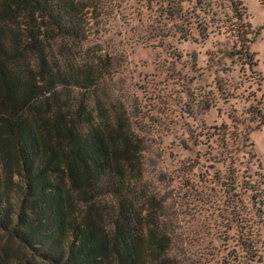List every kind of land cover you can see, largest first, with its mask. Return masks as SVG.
<instances>
[{
  "label": "trees",
  "instance_id": "trees-1",
  "mask_svg": "<svg viewBox=\"0 0 264 264\" xmlns=\"http://www.w3.org/2000/svg\"><path fill=\"white\" fill-rule=\"evenodd\" d=\"M153 1L170 19L181 12L182 0ZM193 3L198 35L227 30L229 48L215 53L237 58L254 77L249 43L264 22L253 27L241 0ZM116 7V0H0V231L20 246L24 264H183L173 246V201L144 177L147 131L106 93L112 56L94 50L83 59L68 50L101 33ZM263 107L248 110L252 127L262 123ZM209 128L204 140L215 142L211 160L220 166L191 177L187 162L178 175L198 195L195 209L216 207L234 227V244L218 264L264 263L249 215L264 212V174L241 159L254 155L252 142L224 124ZM216 187L218 196L210 193Z\"/></svg>",
  "mask_w": 264,
  "mask_h": 264
},
{
  "label": "rangeland",
  "instance_id": "rangeland-1",
  "mask_svg": "<svg viewBox=\"0 0 264 264\" xmlns=\"http://www.w3.org/2000/svg\"><path fill=\"white\" fill-rule=\"evenodd\" d=\"M212 1L225 4V0ZM116 2L117 7L102 32L83 42L69 43L68 50L83 59L94 54V50L106 51L112 56L116 71L106 86V93L131 109L147 131L144 177L173 201L176 254L183 257V264H218L222 253L234 244V227L226 228L223 213L216 207L195 209L198 205L193 203L198 195L187 188L178 169L193 162L190 175L196 177L199 172L220 166L211 160L214 153L211 144L214 146L215 142L205 141L204 132L212 129L210 125L224 124L226 129H236L252 142L250 151L254 155L244 152L241 159L246 160L244 164H248L249 171L264 174V117L257 127H252L253 123L247 120L248 110L264 103V27L249 43L256 60L255 81L237 58L215 53L217 48H229L231 36L227 30L212 27L206 37L198 35L194 25L199 11L194 9L193 0H182L181 12L171 19L153 0ZM241 3L253 27L264 22V0H241ZM222 9L228 16L229 10L224 5ZM180 26L188 28L186 38L175 32ZM218 55H221L219 59ZM201 99L212 105L200 109L197 103ZM247 140L243 149L248 148ZM158 172L165 174L162 182L156 180ZM171 175L174 180L168 182ZM210 193L218 196L221 190L216 187ZM249 215L254 223L253 237L264 256L261 222L264 212L259 217L251 208ZM236 250L239 255L244 254L239 248ZM20 254V246L0 231V264H24ZM250 264L264 263L253 260Z\"/></svg>",
  "mask_w": 264,
  "mask_h": 264
}]
</instances>
